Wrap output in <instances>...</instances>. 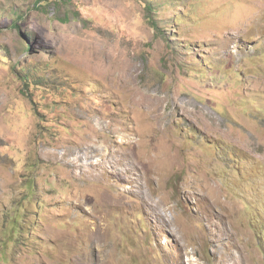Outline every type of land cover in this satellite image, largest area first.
<instances>
[{
    "label": "rangeland",
    "instance_id": "obj_1",
    "mask_svg": "<svg viewBox=\"0 0 264 264\" xmlns=\"http://www.w3.org/2000/svg\"><path fill=\"white\" fill-rule=\"evenodd\" d=\"M0 264H264V0H0Z\"/></svg>",
    "mask_w": 264,
    "mask_h": 264
},
{
    "label": "bare ground",
    "instance_id": "obj_2",
    "mask_svg": "<svg viewBox=\"0 0 264 264\" xmlns=\"http://www.w3.org/2000/svg\"><path fill=\"white\" fill-rule=\"evenodd\" d=\"M89 152H91V150H89Z\"/></svg>",
    "mask_w": 264,
    "mask_h": 264
}]
</instances>
